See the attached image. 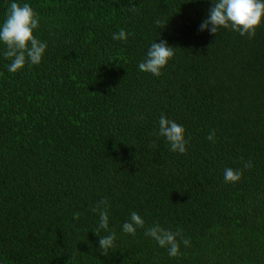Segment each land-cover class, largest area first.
I'll return each instance as SVG.
<instances>
[{"label":"trees","instance_id":"obj_1","mask_svg":"<svg viewBox=\"0 0 264 264\" xmlns=\"http://www.w3.org/2000/svg\"><path fill=\"white\" fill-rule=\"evenodd\" d=\"M15 2L39 14L47 48L12 73L0 43V263L264 264V20L249 38L200 31L212 0ZM161 41L175 48L162 75L140 71ZM161 115L184 127L185 153L158 134ZM105 198L106 256L92 211ZM157 223L190 246L169 256L145 235Z\"/></svg>","mask_w":264,"mask_h":264},{"label":"clouds","instance_id":"obj_2","mask_svg":"<svg viewBox=\"0 0 264 264\" xmlns=\"http://www.w3.org/2000/svg\"><path fill=\"white\" fill-rule=\"evenodd\" d=\"M212 4L207 18L200 25V31L208 30L211 34L216 35L220 28H230L241 36L247 35L252 38L256 34L257 27L264 20V0H212ZM130 10L138 11L135 5H132ZM156 23L159 26L161 21L157 20ZM38 26L39 14L30 4L23 3L21 5L15 0L10 3L6 17L0 23V43L5 45L3 56L11 61L8 65L9 72L15 73L23 69L26 63L31 65L41 63L47 43L40 41L34 35V30ZM127 36L128 33L121 29L118 34H113V39L126 40ZM174 49L166 41L153 42L147 52L146 59L139 63V70L155 76L162 75L161 70L173 58ZM158 134L167 139L171 151L181 154L186 152L188 141L185 139V129L182 125L161 115ZM208 139L215 140L214 131L209 134ZM244 167L250 169L251 162L245 163ZM242 175L243 172L239 169L226 168L224 170L225 182H238ZM108 206V200L105 198L92 209L99 215L98 226L93 231L100 237L99 248L102 250V255L105 256L108 254V250L114 247V242L117 239L115 231L109 229ZM73 218L78 220L80 213H74ZM144 226L145 222L142 217L133 211L129 221L122 225V231L135 235L137 228H144ZM101 230L110 232V234L101 236ZM145 235L154 239L160 247L167 248L171 257L180 255L181 243L185 247L190 246L191 243L189 239L182 237L181 230L176 232L166 230L158 223L147 228ZM177 237L181 239L178 240Z\"/></svg>","mask_w":264,"mask_h":264},{"label":"water","instance_id":"obj_3","mask_svg":"<svg viewBox=\"0 0 264 264\" xmlns=\"http://www.w3.org/2000/svg\"><path fill=\"white\" fill-rule=\"evenodd\" d=\"M1 264V263H0Z\"/></svg>","mask_w":264,"mask_h":264}]
</instances>
